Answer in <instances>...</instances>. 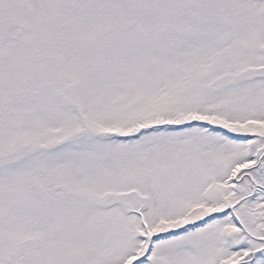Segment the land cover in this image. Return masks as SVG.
Here are the masks:
<instances>
[{
  "label": "snow or ice",
  "instance_id": "obj_1",
  "mask_svg": "<svg viewBox=\"0 0 264 264\" xmlns=\"http://www.w3.org/2000/svg\"><path fill=\"white\" fill-rule=\"evenodd\" d=\"M0 264H264V0H0Z\"/></svg>",
  "mask_w": 264,
  "mask_h": 264
}]
</instances>
